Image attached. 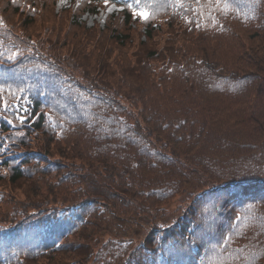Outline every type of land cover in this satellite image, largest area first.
Listing matches in <instances>:
<instances>
[{"label": "trees", "instance_id": "trees-1", "mask_svg": "<svg viewBox=\"0 0 264 264\" xmlns=\"http://www.w3.org/2000/svg\"><path fill=\"white\" fill-rule=\"evenodd\" d=\"M79 1L0 0V264H264V0Z\"/></svg>", "mask_w": 264, "mask_h": 264}, {"label": "rangeland", "instance_id": "rangeland-1", "mask_svg": "<svg viewBox=\"0 0 264 264\" xmlns=\"http://www.w3.org/2000/svg\"><path fill=\"white\" fill-rule=\"evenodd\" d=\"M69 0H59L60 5H65L68 4ZM118 7L114 6V5H109L108 8L103 11L100 12L99 14H95V13H91V12H85L83 13V15L81 16V18L83 20H85V22L87 23L88 26L93 25L95 22H98L100 24H104V20L106 18V15H108V13L113 12L115 9L117 10ZM174 208L173 207H169L168 213L166 216L160 217L159 218V222H165L167 224H172L175 222H180L182 221V212L179 210L178 212L174 213ZM165 227V225H164ZM164 231H160V234L163 233Z\"/></svg>", "mask_w": 264, "mask_h": 264}, {"label": "snow or ice", "instance_id": "snow-or-ice-1", "mask_svg": "<svg viewBox=\"0 0 264 264\" xmlns=\"http://www.w3.org/2000/svg\"><path fill=\"white\" fill-rule=\"evenodd\" d=\"M105 2L107 3V0H105ZM253 2L256 3V2H258V0H253ZM137 14L140 15L141 17L147 19V13H145V12H138ZM14 55L13 56H9L8 59L9 60L13 59L14 58ZM3 92H4V85L3 84H0V93H3ZM4 107L5 108L7 107V104L6 103L4 104Z\"/></svg>", "mask_w": 264, "mask_h": 264}]
</instances>
